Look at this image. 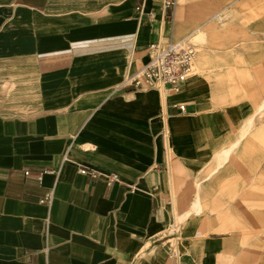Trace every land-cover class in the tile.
<instances>
[{
  "label": "crops",
  "instance_id": "crops-1",
  "mask_svg": "<svg viewBox=\"0 0 264 264\" xmlns=\"http://www.w3.org/2000/svg\"><path fill=\"white\" fill-rule=\"evenodd\" d=\"M176 10L0 0V264H224L231 237L198 192L212 184L192 182L247 153L264 96L229 141L238 120L220 77L165 95L125 84L150 43L176 39Z\"/></svg>",
  "mask_w": 264,
  "mask_h": 264
},
{
  "label": "rangeland",
  "instance_id": "rangeland-1",
  "mask_svg": "<svg viewBox=\"0 0 264 264\" xmlns=\"http://www.w3.org/2000/svg\"><path fill=\"white\" fill-rule=\"evenodd\" d=\"M175 21L176 39L198 31L204 34L201 42L186 41L196 51L188 80L206 83L205 73L224 82L238 120L228 134L231 141L264 96V0H177ZM245 140L247 153H237L205 180L211 162L192 182L197 177L212 184V190L200 185L198 192L204 214L220 222L215 230L231 237L224 264H264V110L256 114ZM194 190L180 193L192 197Z\"/></svg>",
  "mask_w": 264,
  "mask_h": 264
},
{
  "label": "built area",
  "instance_id": "built-area-1",
  "mask_svg": "<svg viewBox=\"0 0 264 264\" xmlns=\"http://www.w3.org/2000/svg\"><path fill=\"white\" fill-rule=\"evenodd\" d=\"M145 0H142V2ZM154 5H158L162 10H172L177 0H151ZM141 6L138 10L141 11ZM146 51L148 53L147 61L139 69L131 74L125 80V84H133L141 89L155 88L163 90L168 88L173 92H179L182 84L188 78L191 72V62L195 54L192 46L184 45L180 40L166 37L150 43ZM180 111H184V104L176 105ZM81 173H86V169H80ZM41 175L37 176L40 179ZM111 179L116 176L111 174ZM51 196L44 199L49 200ZM172 248L170 255L177 257L175 244L169 243Z\"/></svg>",
  "mask_w": 264,
  "mask_h": 264
},
{
  "label": "bare ground",
  "instance_id": "bare-ground-1",
  "mask_svg": "<svg viewBox=\"0 0 264 264\" xmlns=\"http://www.w3.org/2000/svg\"><path fill=\"white\" fill-rule=\"evenodd\" d=\"M182 43H184V45L186 44V45H191L192 47L194 46L193 44H191V43H186V41H190V40H188V39H183V40H180ZM190 42H192V41H190ZM195 50V49H194ZM195 55H196V51H195V54H194V57H193V59H192V62H191V66H193L192 65V63H193V60H194V58H195ZM167 91H165V90H162V94L163 95H165V93H166ZM264 105V102L261 104V106H263Z\"/></svg>",
  "mask_w": 264,
  "mask_h": 264
}]
</instances>
